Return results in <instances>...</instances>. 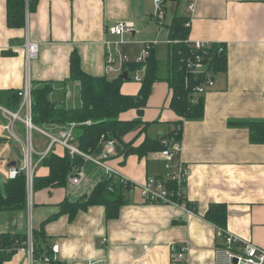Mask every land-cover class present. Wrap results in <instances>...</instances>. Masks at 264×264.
<instances>
[{"label":"crops","instance_id":"obj_1","mask_svg":"<svg viewBox=\"0 0 264 264\" xmlns=\"http://www.w3.org/2000/svg\"><path fill=\"white\" fill-rule=\"evenodd\" d=\"M193 2L195 8L191 11L189 4ZM164 10L165 18L159 20L154 16V0H38L36 10L29 11L26 26L10 28L7 0H0V91L19 90L25 84L27 33L41 43L39 57L30 65L31 81L68 78L74 51L80 55L86 73L106 75L104 41L116 39L106 30L119 21L134 23V31L123 35L132 42L121 48L130 58L140 54L144 41H159L152 49L162 64L161 78L154 83L142 116L149 124L146 134L153 138L168 136L173 125L182 120L170 107L172 89L165 79L174 17L190 21V40L222 44L227 56L226 71L214 73L215 85L203 94V117L183 120L181 159L189 167L184 199L194 213L171 204L147 202L140 192L129 191L118 217L107 219L103 205L80 210L72 220L68 214H61L45 224L46 239L41 240V251L35 253L33 262L26 253L16 251L4 264H52L42 257L48 251L53 254L55 243L60 245V252L54 261L62 264H171V246L180 242L189 243L192 264H215L222 238L217 234V225L206 218L213 204L226 208L223 227L264 248V144L251 141L248 127L233 124L264 119V0H166ZM135 82L134 87L124 80L122 93L137 94L142 83ZM78 94L79 83L70 82L66 87L57 86L52 98L75 106ZM137 117L136 109L121 115V119ZM4 124L0 116L1 189L2 182L11 179L9 167L23 165V145L8 135ZM42 128L56 135L64 129L56 125ZM15 131L26 139L24 123L17 122ZM144 137V133L134 130L128 140L138 145ZM49 141L39 131L33 132L35 160L47 151ZM51 151L59 156L68 153L60 144H54ZM112 162L137 181L166 175L164 161L157 154L142 158L116 154ZM83 168L87 178L77 187L70 184L69 177L64 187L34 190L35 230L60 211L65 199L74 201L89 194L105 178L103 170L92 162H84ZM48 174L42 159L34 176ZM27 216L26 210H0V234H25Z\"/></svg>","mask_w":264,"mask_h":264},{"label":"trees","instance_id":"obj_2","mask_svg":"<svg viewBox=\"0 0 264 264\" xmlns=\"http://www.w3.org/2000/svg\"><path fill=\"white\" fill-rule=\"evenodd\" d=\"M166 1V0H164ZM38 0H7V25L10 28H23L27 23V11L34 12ZM188 19L183 16L174 17L170 25L171 44L167 61L168 74L166 80L172 89L170 107L183 120H197L204 115V96H198L196 102L190 101L191 85L199 83L200 78L189 74L183 60L192 55V48L188 41L190 26ZM218 44L211 47L212 58L209 69L214 73L224 72L227 69V56L225 51L217 54ZM8 50H5L7 52ZM147 69L139 92L135 95L124 94L121 91L123 79L109 78L108 76H95L86 73L81 67V58L74 51L70 59V76L63 81H34L32 80V118L33 123L39 127L56 125L67 127L75 123L74 142L83 151L100 152L101 137L105 135L116 141L117 155H137L139 158L148 154H157L163 149L160 138H153L146 134L148 123L142 120L143 108L146 105L154 83L161 78L162 64L155 56L153 49L146 60ZM137 65L131 63L127 66L133 70ZM190 85L186 86V78ZM79 83L77 105L60 104L52 98L57 86L66 87L68 83ZM190 89V90H189ZM0 102L11 108H18L21 97L18 90L0 91ZM132 109L138 111L134 119H121V115ZM89 121V123H87ZM233 124L248 127L250 139L253 143L264 144V119L263 120H238ZM134 130L144 133L145 137L138 145L135 140H128ZM171 134V133H170ZM168 134V135H170ZM84 160L79 155L69 152L59 156L49 152L43 159V165L49 168V174L44 177H34V190L46 187H64L73 171L81 166ZM27 177L25 172H20L16 178L10 179L6 184V192L0 188V210L22 211L27 207ZM127 188L120 182L111 178H104L98 182L89 194L80 196L71 201L68 198L60 203V211L43 221L40 230H35V253H39L41 240L46 239L45 224L68 214L70 220L74 219L80 210L92 205H103L106 208L107 219L116 218L120 207L127 201ZM226 208L223 204H213L207 212L206 218L218 226L225 225ZM26 239L25 234H0V264H4L16 252L17 242ZM52 256L51 251L47 252ZM52 264H62L52 261Z\"/></svg>","mask_w":264,"mask_h":264},{"label":"built area","instance_id":"obj_3","mask_svg":"<svg viewBox=\"0 0 264 264\" xmlns=\"http://www.w3.org/2000/svg\"><path fill=\"white\" fill-rule=\"evenodd\" d=\"M27 4L29 0H26ZM195 3L189 4V10L194 11ZM29 11H27V18ZM154 16L159 20H164V0H154ZM187 26H190L188 21ZM107 33L116 37L114 40L107 39L104 43L107 46L106 55V76L121 74L131 63L137 66L130 70L134 80L141 82L144 79L147 63L152 48L159 41H144L143 47L138 56L134 59L124 54L121 50L125 44L132 41L123 39L126 32L134 31V23L131 21H119L107 26ZM173 43V40H169ZM192 48V55L186 57L183 62L189 74H193L200 81L196 85H191L190 101L196 102L198 96L205 94L208 88L215 85V74L209 69V62L212 58V43L203 40L188 41ZM24 50L26 58L27 78L24 86L18 90L21 97V103L16 110L10 109L0 102V116L5 119L4 129L10 137L19 141L23 145V165L21 167L11 166L8 169V176L11 179L16 178L20 172H25L27 177V230L26 239L17 242L16 251L27 254L29 260L33 262L35 256V238L33 224V192H34V172L40 160L44 159L54 144L64 146L72 155H79L84 162H92L101 168L105 178H111L120 182L128 191L140 192L142 198L147 202L171 204L185 210L188 213H194V210L188 208L184 199V185L189 176V167L181 159L183 146V121L176 122L173 125L171 134L160 138L163 149L159 152V158L163 159L166 169L164 178L149 177L145 181L134 180L121 172L112 162V158L117 154L116 141L101 137L102 148L100 152L83 151L74 142L75 123L64 127L57 135L46 131L35 125L32 118V81L29 77L30 65L33 60L37 59L41 50V43L33 40L29 33L24 40ZM225 47L218 44L217 54H222ZM189 78H186V86L190 85ZM189 89V90H190ZM17 122H22L26 126V139L23 140L15 131ZM89 123V121L87 122ZM39 131L49 138V146L46 152L40 153L39 160H35V149L33 144V132ZM73 177H70V184L74 187L79 186L87 178L83 164L75 169ZM217 234L222 238V244L216 250L217 258L215 264H264V248L257 246L243 239L241 236L231 232L228 228L217 225ZM190 246L188 242L174 243L171 246V264H192L188 258ZM52 256L45 255L42 260L52 262L57 260L60 252V245H52Z\"/></svg>","mask_w":264,"mask_h":264},{"label":"water","instance_id":"obj_4","mask_svg":"<svg viewBox=\"0 0 264 264\" xmlns=\"http://www.w3.org/2000/svg\"><path fill=\"white\" fill-rule=\"evenodd\" d=\"M116 79H123V80H133V74L128 70L125 69L121 74H119V76ZM74 174H71L70 177H73Z\"/></svg>","mask_w":264,"mask_h":264},{"label":"rangeland","instance_id":"obj_5","mask_svg":"<svg viewBox=\"0 0 264 264\" xmlns=\"http://www.w3.org/2000/svg\"><path fill=\"white\" fill-rule=\"evenodd\" d=\"M186 25H187V24H186ZM125 34H126V33H125ZM125 34H124V35H125ZM127 45H129V44H127ZM117 77H118V74H113V75L109 76V78H113V79H114V78H117ZM126 82H127V83H129V82L132 83L131 86H134V87L136 86V85H134V83H136L135 80L126 81ZM151 131H153V129H152ZM2 184H3V186H2V191H3V193H5V192H6L5 182H2Z\"/></svg>","mask_w":264,"mask_h":264}]
</instances>
